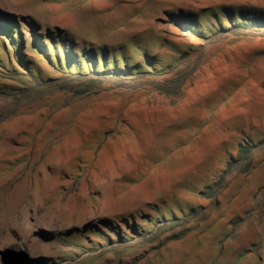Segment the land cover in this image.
Returning <instances> with one entry per match:
<instances>
[{"label":"rangeland","instance_id":"rangeland-1","mask_svg":"<svg viewBox=\"0 0 264 264\" xmlns=\"http://www.w3.org/2000/svg\"><path fill=\"white\" fill-rule=\"evenodd\" d=\"M221 7L264 14V0H0V19L29 18L55 35L53 47L46 41L51 66L28 53L42 80H66L53 66L64 51L79 64L73 82L92 85L85 96L55 92L0 126V250L9 264H68L80 251L42 231L102 218L144 225L149 208L200 205L209 215L199 228L148 264H264V197L254 208L264 160L233 178L217 206L199 198L239 141L264 139V31L210 35ZM182 16L206 37L180 29ZM80 51L95 55L94 68ZM124 66L121 77L92 73ZM42 103L66 106L48 117ZM87 254L76 261L87 264Z\"/></svg>","mask_w":264,"mask_h":264},{"label":"trees","instance_id":"trees-1","mask_svg":"<svg viewBox=\"0 0 264 264\" xmlns=\"http://www.w3.org/2000/svg\"><path fill=\"white\" fill-rule=\"evenodd\" d=\"M209 12V11H207ZM218 12L223 17V23L216 15H211L213 22L209 27V34L217 32H244L247 30L264 31V14L253 13L246 10H230L221 7ZM217 14V13H216ZM13 20L0 19V126L13 119L32 113L38 101H43L55 92L68 93L72 96H85L90 93V88L85 85L79 88L72 80L71 75L77 74V61L69 60V55L63 51V63L54 56V69L60 74V79H66L61 84H56V79L42 80L33 63L28 59V53L44 57L51 66V61L46 48V41L53 47L55 35L46 28L37 29V25L29 18L20 17ZM192 16H182L178 22L180 29L194 36H205V33L195 28L197 25ZM206 37V36H205ZM63 49L62 43H57ZM81 60L88 70L94 68L95 55L80 51ZM99 66H104V53L98 50ZM30 56V55H29ZM89 63V65H88ZM112 70H94L92 73L121 77L130 74L126 67ZM100 89L94 91L97 93ZM38 98V99H37ZM66 105L52 104L47 107L42 103L40 108H46L48 117L63 109ZM38 108V107H37ZM264 139L256 143L239 141L235 153H230L224 161L222 168L214 174L209 183H203L199 191V198L213 202L214 207L219 202V196L233 178L244 176L256 167L259 161L264 160ZM255 197V207L264 197V187ZM263 193V196H261ZM253 209V206H252ZM166 214H161L158 208H149V212L139 215L138 223L133 217L102 218L97 223H87L84 229L74 228L73 232L57 235L52 232L42 231L41 237L48 241L61 240L67 242L80 251L75 257L66 259L68 264H86V261H76V258L88 253L85 259L87 264H148V258L157 256L159 250L169 244L183 239L188 233L197 230L199 225L206 220L209 211L201 205L184 210L165 209ZM201 213V214H200ZM147 226V227H144ZM72 238V240H70ZM82 241V243H78ZM48 261V260H47Z\"/></svg>","mask_w":264,"mask_h":264},{"label":"water","instance_id":"water-1","mask_svg":"<svg viewBox=\"0 0 264 264\" xmlns=\"http://www.w3.org/2000/svg\"><path fill=\"white\" fill-rule=\"evenodd\" d=\"M10 252H8L7 250H0V261L3 263V264H9L10 261H9V255Z\"/></svg>","mask_w":264,"mask_h":264}]
</instances>
